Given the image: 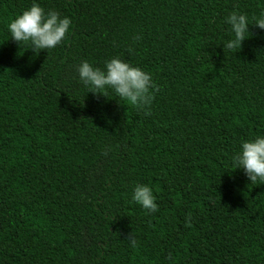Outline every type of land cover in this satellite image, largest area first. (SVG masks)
<instances>
[{
  "label": "trees",
  "instance_id": "obj_1",
  "mask_svg": "<svg viewBox=\"0 0 264 264\" xmlns=\"http://www.w3.org/2000/svg\"><path fill=\"white\" fill-rule=\"evenodd\" d=\"M32 2L0 0V264H264V182L232 162L264 134V29L223 48L264 0H37L72 20L39 54L7 29ZM116 56L151 73L149 108L79 82Z\"/></svg>",
  "mask_w": 264,
  "mask_h": 264
},
{
  "label": "clouds",
  "instance_id": "obj_2",
  "mask_svg": "<svg viewBox=\"0 0 264 264\" xmlns=\"http://www.w3.org/2000/svg\"><path fill=\"white\" fill-rule=\"evenodd\" d=\"M224 23L230 26L232 38L223 44V48L237 49L246 39L245 34L249 33V25L254 24L264 29V11L251 20L246 14L231 12ZM71 25L70 17L62 15L55 9L46 11L37 0H33L29 7L7 24V29L10 39L20 45L27 44L29 49L39 54L41 50L48 51L61 44L67 38ZM75 72L79 82L89 91L105 95L110 90L120 100H125L140 109L150 107L157 88L150 72L119 56L106 60L103 68L83 60L76 66ZM232 162L236 169L245 172L251 183L258 180L264 182V134L242 140L232 157ZM131 199L148 213L159 210L157 198L147 184H136ZM128 239L131 246L135 247L136 240L131 235Z\"/></svg>",
  "mask_w": 264,
  "mask_h": 264
}]
</instances>
